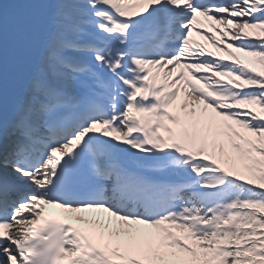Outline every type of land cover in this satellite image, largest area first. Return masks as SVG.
I'll use <instances>...</instances> for the list:
<instances>
[{
    "label": "snow or ice",
    "instance_id": "6c2138e0",
    "mask_svg": "<svg viewBox=\"0 0 264 264\" xmlns=\"http://www.w3.org/2000/svg\"><path fill=\"white\" fill-rule=\"evenodd\" d=\"M0 264H264V0H2Z\"/></svg>",
    "mask_w": 264,
    "mask_h": 264
},
{
    "label": "bare ground",
    "instance_id": "6f19581e",
    "mask_svg": "<svg viewBox=\"0 0 264 264\" xmlns=\"http://www.w3.org/2000/svg\"><path fill=\"white\" fill-rule=\"evenodd\" d=\"M257 67H259V66L257 65Z\"/></svg>",
    "mask_w": 264,
    "mask_h": 264
}]
</instances>
